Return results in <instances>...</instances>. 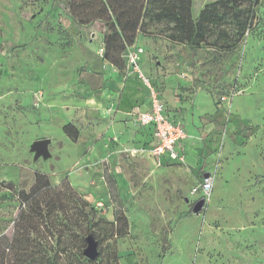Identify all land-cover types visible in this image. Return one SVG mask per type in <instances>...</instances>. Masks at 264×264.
<instances>
[{
  "label": "rangeland",
  "instance_id": "1",
  "mask_svg": "<svg viewBox=\"0 0 264 264\" xmlns=\"http://www.w3.org/2000/svg\"><path fill=\"white\" fill-rule=\"evenodd\" d=\"M193 1L198 16L217 0ZM105 2L0 0L4 245L26 228L19 193L42 173L53 187L64 184L55 193L63 201L69 184L93 208L92 264H264V0L232 50L193 51L135 32L114 56L109 44L122 31ZM128 7L131 28L139 7ZM135 48L144 49L142 73L190 137L185 164L151 154L150 131L134 109L148 88L128 70ZM45 139L50 157L36 159L32 146ZM206 175L213 190L194 213ZM35 226L34 252L42 242L41 222Z\"/></svg>",
  "mask_w": 264,
  "mask_h": 264
},
{
  "label": "trees",
  "instance_id": "2",
  "mask_svg": "<svg viewBox=\"0 0 264 264\" xmlns=\"http://www.w3.org/2000/svg\"><path fill=\"white\" fill-rule=\"evenodd\" d=\"M105 1L108 13L112 11L118 19L113 26L122 31V34L116 35L115 41H110L113 56L122 51L123 43L136 37L135 32L139 37L165 38L171 43L186 45L193 51L201 48L232 50L253 29L256 9L260 4V0H217L205 5L195 16L193 0ZM135 2L139 10L135 12L131 28H128L125 14L128 6ZM102 9L106 13L104 7ZM64 131L76 140L77 130L73 125L65 126ZM9 186L13 187L12 184ZM60 187H53L45 174L37 173L30 191L19 193L21 205L24 206L20 218L26 221V228L19 226L15 229L10 245V240H7L5 246L6 239L0 236V264H29L33 256H37L34 264H92L84 252L89 237L96 241L90 228L94 221L91 218L93 208L69 184L66 185L69 204L63 201L65 194H55ZM36 221L41 222L42 242L34 252L32 233L36 230ZM72 228L77 230L72 231Z\"/></svg>",
  "mask_w": 264,
  "mask_h": 264
},
{
  "label": "built area",
  "instance_id": "3",
  "mask_svg": "<svg viewBox=\"0 0 264 264\" xmlns=\"http://www.w3.org/2000/svg\"><path fill=\"white\" fill-rule=\"evenodd\" d=\"M101 53L104 49L100 50ZM144 49L135 48L128 54V70L132 75H137L143 80L148 88L149 109L145 112L136 110L140 124L144 127H151L155 138L151 154L157 161H168L172 163L185 164L187 161L184 141L188 138L185 127L180 122H175L167 115L165 103L159 94L144 76L140 68ZM202 198L207 200L213 190V177L206 175L202 179L199 189Z\"/></svg>",
  "mask_w": 264,
  "mask_h": 264
},
{
  "label": "water",
  "instance_id": "4",
  "mask_svg": "<svg viewBox=\"0 0 264 264\" xmlns=\"http://www.w3.org/2000/svg\"><path fill=\"white\" fill-rule=\"evenodd\" d=\"M50 143L51 142L49 139H45V140L37 141L33 144L32 151L35 153L36 159H39L41 157L47 159L50 157V152H49ZM205 203H206L205 199H202V200L196 202L194 207H193V212L194 213H200L201 210L204 208ZM87 242H88V247L85 250L84 255L89 260L94 261L99 256L97 242L95 241V239L93 237H89L87 239Z\"/></svg>",
  "mask_w": 264,
  "mask_h": 264
},
{
  "label": "crops",
  "instance_id": "5",
  "mask_svg": "<svg viewBox=\"0 0 264 264\" xmlns=\"http://www.w3.org/2000/svg\"><path fill=\"white\" fill-rule=\"evenodd\" d=\"M138 40V39H137ZM142 60H143V57H142ZM132 90V89H131ZM131 90H129V93H133ZM133 95L135 96L136 94L133 93ZM135 112L136 110H139L141 112H145L149 109V100H148V93L146 94L145 96V99L143 100L142 103H140L139 105L135 106ZM166 112H167V115L171 118V120L177 122L176 120H174L170 115H169V112L167 110V107H166ZM149 131H150V134H151V141H152V146L154 145L155 143V138H154V134H153V129L151 127H146ZM186 130V129H185ZM189 136L188 138L184 141V150H185V154H186V158H187V161H188V152H189ZM165 162H168V161H165ZM172 163V162H170Z\"/></svg>",
  "mask_w": 264,
  "mask_h": 264
}]
</instances>
